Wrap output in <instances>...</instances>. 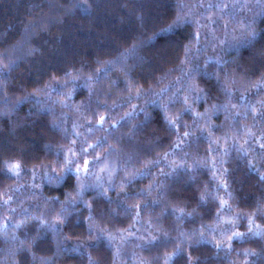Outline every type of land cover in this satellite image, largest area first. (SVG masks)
Wrapping results in <instances>:
<instances>
[{"label": "trees", "instance_id": "1", "mask_svg": "<svg viewBox=\"0 0 264 264\" xmlns=\"http://www.w3.org/2000/svg\"><path fill=\"white\" fill-rule=\"evenodd\" d=\"M184 2L191 4L198 3L199 0ZM217 2L219 0H204L205 4ZM254 2L255 0H250V3ZM177 3L178 0H0V53H9L16 65L2 81L4 87L0 91V192L5 193L4 199L11 196V207L16 209L15 214H11L7 208L0 207V223L5 222V217L9 223L7 238L0 235V264H39L41 259L50 260L52 264H89V255L93 260L99 261V264H138L139 258H143L148 264H164V257L172 255L177 244L184 239L189 240L192 248L183 246V255L176 256L172 264H186L189 253L192 255L193 264L197 260L200 264H264V239L258 236L249 234L244 239L234 240L231 251L214 247L221 240L220 230L231 227L222 223L225 219L239 215L235 230L241 233H248L249 217L259 225V230H264V182L260 181L256 171V168H260L261 173H264V159L260 156L262 150L258 145L252 144L255 151H250L247 159H252L256 168H250L247 159L241 157L237 151L238 146L234 147L231 139L238 129L243 128H250L258 138L264 133V120L254 119L249 112L247 119L234 123L231 118L226 120L225 113L221 111L210 122L215 130L209 137L207 130L201 133L192 126L190 114H184L181 123L189 125L188 130L193 135L180 148H175L176 132L167 129L160 107L151 104V99L156 97L137 100L133 91V99L129 101L125 85L120 82L126 77L118 69L110 72L100 83H93L91 89L84 84L85 79L103 67V62L114 60L132 44L139 43L138 38L146 39L159 27L167 26L175 16ZM81 4L88 7H81ZM255 11L256 9H246L240 12L237 9V19H250ZM139 17L143 18V26ZM223 23L221 20L220 26L216 28V35L220 39L224 38ZM30 24H39L40 27L31 29L32 34L29 36L25 30ZM256 26L257 31L264 35V19L257 17ZM232 27L230 24V31ZM192 31V28L180 30L173 37L170 47L163 46V51L160 45L151 51H141L138 55H143L146 59L143 63H137L132 78L145 91L149 84L158 90L174 82L180 75L178 70L169 72L159 85L155 84V80L169 69L179 68L176 57L179 55L182 58L180 45L187 42L186 38ZM236 34L239 35L238 32ZM201 47L206 48L199 57L201 66L208 58L233 59V54L222 51L216 42L207 43L202 40ZM258 59L259 55L255 50L240 49L237 62L241 67L249 69L251 78L246 88L236 85L240 91L235 93L231 101L238 104L237 110L241 117L244 116L248 104L257 105V101L264 100V91L257 93L253 86L259 76H253L250 71ZM233 67L235 66L230 65L229 70ZM209 71L215 72L216 69L211 67ZM66 72L77 77L76 90L72 92L73 99L67 101L70 107L53 103L56 100L54 93L49 100L46 92H37L45 85L55 83L53 77L63 84ZM237 79H240L239 75ZM114 82H118V86ZM197 83L201 88L211 90L209 104L198 106V112H203L212 103H228L227 97L216 87L215 79L197 78ZM181 86L175 85L168 95H172ZM90 90L93 93L91 97ZM34 92L37 93L35 96L30 95ZM241 94L245 99H240ZM182 95L181 93V97ZM164 99L167 102L168 96ZM74 105L82 106V111L86 108L87 117L93 122L98 118L95 114L108 116L110 119L105 128L116 121L123 124L115 132V136L109 138V143L119 150V154L110 157L109 162L113 169L120 171L112 177L111 186L107 183L106 173H101L105 187H110L107 195L113 202L108 204L107 200L99 196L98 191H90L84 197L88 202L94 199L96 201L94 227L107 228L116 237L111 246L107 242H97L96 248H76L78 244H90L95 240V237L87 235V223H79L87 221L89 215L83 203L70 210L68 220L59 225L58 235L51 231L44 234L36 230V218L42 214L48 223L55 221L60 205L53 204L52 198L59 197L63 201L64 193L71 191L66 185L48 184L43 178L42 166H54L55 151L70 142L65 140L63 131H53L52 125L55 123L61 129L71 130L74 121L85 123L71 107ZM133 105L136 106L137 114L125 123L121 118L133 111ZM180 108V104L174 105L172 113L179 112ZM141 109H146L152 118L147 128L134 127L145 119ZM133 132L134 135L131 134ZM183 132L184 129L181 128L179 135L183 136ZM226 134L229 136L228 143L225 144L220 139L219 152H214L210 157L209 148H217L216 144H210V139L222 138ZM104 135V132L95 133L89 143H94L96 138ZM121 136L123 139L117 144L115 137ZM243 138L241 133L238 137L241 143ZM224 149L228 150L226 156L223 154ZM97 153L105 155L103 149H98ZM164 153L169 154L168 161L162 159ZM211 158L217 160L219 170L215 172V176L210 164L197 165V162ZM87 159L91 161L93 156L89 155ZM152 159H161L160 166L153 168L150 174L137 177L121 192L119 186L125 176L123 169L134 172L143 168L144 160ZM6 160L19 161L22 164L21 177L7 179L3 175ZM171 160L178 163L186 161L191 169L190 173L161 176L160 168H164L165 172L169 171L165 165ZM220 160L224 161L222 165ZM33 168L36 171L35 180L32 179ZM224 169H227L226 173ZM96 171L99 172V169ZM221 177L226 182L227 191L220 182ZM154 182L164 185L163 195L153 189L148 196H137ZM33 184L36 187L33 188ZM125 194L132 199L125 201ZM202 195L205 197L203 202ZM157 199L160 200V206L149 207L139 217L135 216V212L131 215L125 214L117 207L121 202L124 207H131L136 203L151 204V201ZM221 199L227 201L231 211L227 208L221 210ZM258 205H261L259 209ZM173 208H183L185 215L178 219L179 211L165 214L171 213ZM109 212L112 214L109 215ZM25 219L26 223L21 228H14V224ZM134 219L137 222L134 223ZM150 232L158 238L154 245L147 244ZM228 234L231 235V231ZM13 235L19 240H24L25 235L29 241L36 238V244L26 242L25 247L30 248V251L17 252L19 240L13 242ZM141 236L143 239L139 238ZM160 240L168 241L167 246L160 243ZM246 251L254 255L245 256ZM33 255L36 257L35 261Z\"/></svg>", "mask_w": 264, "mask_h": 264}, {"label": "snow or ice", "instance_id": "2", "mask_svg": "<svg viewBox=\"0 0 264 264\" xmlns=\"http://www.w3.org/2000/svg\"><path fill=\"white\" fill-rule=\"evenodd\" d=\"M81 7L87 8L86 4H81ZM202 9L203 11H198ZM243 12L246 9H256L253 16L249 19L247 17H241L237 19L238 12ZM214 10V12H213ZM213 13L208 15V13ZM257 17L264 19V0H255L254 4L250 3V0H219V2L213 3H204V0H199L198 3H186L184 0H178L176 5V13L167 26L159 27L153 32L151 36H148L146 39L138 38L139 43H134L130 48L124 52L119 53V55L114 60H109L103 62V67L98 68L94 75L89 76L84 80V84L87 85L90 89L93 83H100L101 80L107 78L108 74L114 69H118L126 77L122 82L125 85V88L128 92V100L133 99V91L135 92V99L139 100L144 97H156L151 99L152 105H157L160 107L161 112L163 113L164 120L167 125V129L175 131L177 134V141L175 143V148H180V145L186 141L193 133L189 131L190 128L187 124H182V118L184 114H190L193 120V125L201 133L205 130L208 131V136H212V132L215 130L210 122L213 116L219 114L221 111L225 113V119H232L234 123H238L240 119H247L248 113H252L254 119L264 120V100L257 101V105L248 104L246 106L245 114L241 117L238 109V104L231 103L236 92L240 91V88H246L247 83L251 82L249 76V69L246 67H241L237 60L240 53V49L247 48L249 50H255L259 59L256 62V65L250 70L253 76H259V80L253 85L257 93L264 91V43H261L264 40V35H261V32L257 31ZM141 20V26H143V18L139 17ZM223 20L222 30L224 33V38L220 39L216 35V28L220 26V21ZM233 25L231 31L229 30V25ZM40 27L39 24H30L26 28V33L29 36L32 34L31 29ZM192 28L194 31L190 32L186 38L187 42L180 45L182 50V58L177 55L176 59L179 62L178 69H169L164 75L155 80V84L159 85L163 78L166 77L169 72L178 70L180 75L177 79L168 84L165 87H160L158 90L151 84H149L147 91L144 90L143 86L139 84L136 80L132 78V74L137 67V63H143L146 59L143 55H138L141 51H151L155 49L157 45L161 46L163 51V46H171V41L173 37L180 32L182 29ZM264 31V30H262ZM239 33L237 35L236 33ZM231 37V39H229ZM202 40L207 43L216 42V44L221 48L222 51L229 52L233 54V59L226 60L223 57H217L215 59L208 58L203 61V65L199 63L200 54L206 51V48L201 47ZM175 51V49H173ZM163 59V57H161ZM130 60L133 61L130 63ZM7 61V63H5ZM99 64L100 61H97ZM234 65L231 70L229 66ZM15 62L12 60L11 55L7 52L0 53V91L3 90L2 81L7 78V75L10 71L14 70ZM211 67L216 69L215 72L209 71ZM239 75V80L237 76ZM71 78V79H69ZM197 78L202 80H216V87L227 97L228 103H212L210 107H205L203 112H198L196 108L198 106L209 104L211 98V90H206L201 88L197 83ZM77 77H74L72 73L66 72L64 83L61 84L60 81H56L55 77L53 80L55 83H49L45 85L43 89H38L39 91H44L47 93L49 100L54 93L56 100L53 103H58L62 107H70L67 101L73 99L72 92L76 90L75 80ZM147 83V81H145ZM118 86V82H114ZM237 84H240V88L236 87ZM175 85H182L180 88H176L175 92L172 95H168L170 91L175 87ZM71 89V91H63L64 89ZM181 93L183 94L181 97ZM37 93L34 92L30 95L35 96ZM92 91H89V96L91 97ZM168 96L167 102H165V97ZM28 97H25L27 99ZM241 100L245 99L243 94L240 97ZM39 103V101H38ZM176 104H180L181 108L179 112L172 113V107ZM73 109L85 120V123L81 124L78 121H74L72 124L71 130L67 128L61 129L59 125L55 123L52 125L53 131L60 132L63 131L65 140H69V144L61 146L55 151V162L53 165H45L43 167V178L48 184H55L57 186L66 185L71 188V191L64 193V200L61 201L59 197L52 198L53 204L60 205V211L56 215V219L53 223H48L44 218L43 214L41 217H37L38 220V232H43L46 234L47 231H51L54 234H59L60 229L59 225L64 224L70 215V210L75 209L79 206L80 203L84 204V207L88 209L89 215L87 221H79V223H87V235L89 237H95V240L90 244H78L76 248L86 250L88 248H96L97 242H107L109 246L112 245L116 237L104 227H94V221L96 219L94 213L96 209L94 204L96 203L95 199L92 202H88L84 199L85 195L90 191H98L99 196L107 200L108 204H111L113 201L111 197L107 195L110 187H105L104 177L101 173H106L108 179L107 183L109 186L112 185V177L117 175L120 170L113 169L109 158L112 156H117L119 150L111 143H109V138L115 136V132L123 127L121 121H116L111 123L109 127L105 128V124L108 123L109 117L103 114H95L98 118L93 122L92 119L87 117V109L81 110L82 106L74 105L71 106ZM133 111L126 113L124 117L121 118L125 123L133 118L136 113V106L133 105ZM144 113L145 119L139 124L135 125V128H147L150 126L151 117L148 115L146 109H141ZM259 112V115L257 113ZM203 122V124H201ZM181 128L184 129L183 136H180L179 133ZM83 129V131H81ZM97 132H104L105 135L95 139L94 143H89V140ZM243 142H240L238 137L241 136ZM134 135L135 133H131ZM128 135V134H125ZM117 144L121 142L123 136L115 137ZM220 139H223L224 143L227 144L229 141V136L226 134L222 138L210 139V144H216L217 148H209V156L211 157L214 152H219V143ZM233 146L237 147V151L240 153L241 157L248 158L250 151H255L252 147V144H256L261 149L260 156L264 159V133H262L258 138L256 134L250 128L238 129L234 135L231 136ZM78 145V147H77ZM46 147H49L46 145ZM98 149H103L105 155L101 156L97 153ZM175 150V149H174ZM49 151L51 148L49 147ZM223 154L226 156L228 150L224 149ZM89 155L93 156V160L87 159ZM164 161H168L169 154L164 153L162 156ZM142 169H136L134 172L128 171V169H123L125 172L124 179L122 180L119 188L123 192L124 188L131 182H133L137 177L150 174L153 168L159 167L161 164V159H152L144 160ZM219 163L222 165L223 160H220ZM247 163L250 168H256V165L252 162V159H247ZM211 165V170L215 176V172L218 171L217 160L211 158L203 162H197L198 166H207ZM169 171L165 172L164 168H160V175L169 177L173 175H178L180 173L189 174L191 169L187 165L186 161L184 163H178L175 160H171L165 165ZM4 171L3 175L7 179L19 178L22 174V164L19 161L6 160L4 162ZM99 169V172L96 169ZM59 169V170H58ZM32 179H36V171L33 168ZM257 173L260 176V181L264 182V173H261L260 168H256ZM224 172H227V169H224ZM221 184L225 187L227 191L226 182L223 181L222 177L220 178ZM32 187H36L34 184ZM164 185L162 183L150 184L148 189L142 193H138L137 196H148L151 194L152 190L155 189L160 195H163ZM14 191H19V189H14ZM5 193L0 192V207L7 208L8 212L15 214L16 209L11 207L12 198L8 196L7 199H4ZM229 198L231 194L229 193ZM132 199L127 194H125L124 200L127 201ZM205 200L204 195L201 196V202ZM160 206V200H153L151 204L136 203L131 207H124L123 202L117 204V207L120 208L125 214L131 215L135 212V216L139 217L145 210L149 207L156 208ZM221 210L228 209L231 211V206L228 205L227 201L220 200ZM261 205H258V209ZM179 211L180 216L178 219L185 215L183 208H173L171 213L175 214ZM112 213L109 212V215ZM219 218V213L217 214ZM240 219L239 215L225 219L222 221L225 225L231 226L230 228H225L220 230L221 240L218 243L214 244L218 250L231 251L232 242L236 239H244L249 234L251 236H258L260 239H264V230H259V225H256L254 220L249 217L248 219V233H241L235 230L236 221ZM137 222L134 219V223ZM26 223V219L22 220L20 223L14 224V228L19 229ZM149 227H151V222L149 221ZM9 229L8 218L5 217V222L0 223V235L7 238V233ZM128 231V230H126ZM214 232V230H212ZM231 231V235L228 232ZM131 235V232L129 231ZM166 235V234H165ZM183 235V234H182ZM201 238H203V232L200 233ZM143 239V237H139ZM13 242L19 240L15 235L11 237ZM67 239V237H65ZM157 237L151 232L149 233V238L147 240L148 245H154L157 243ZM121 240H124L123 234H121ZM30 243L31 245L36 244V238H33L29 241L27 235H25L24 240H19V247L17 252H27L30 251V248H26L25 244ZM59 245V241H57ZM160 243L167 246L168 241L160 240ZM187 246L189 249L192 248V244L189 240H181L177 246L176 251L172 255H166L164 257V264H172L176 256L183 255L182 247ZM119 249H117V254ZM245 256L254 255L250 251L244 253ZM89 264H99V261L93 260L91 255H89ZM36 260V257L33 255V261ZM39 264H52V261L47 259H41ZM138 264H148L143 258H139ZM186 264H193L192 255L189 253L187 256ZM195 264H200L199 260Z\"/></svg>", "mask_w": 264, "mask_h": 264}]
</instances>
